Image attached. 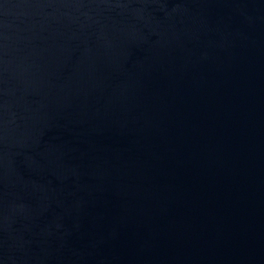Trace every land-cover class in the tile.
I'll return each instance as SVG.
<instances>
[{
    "label": "water",
    "instance_id": "95a60500",
    "mask_svg": "<svg viewBox=\"0 0 264 264\" xmlns=\"http://www.w3.org/2000/svg\"><path fill=\"white\" fill-rule=\"evenodd\" d=\"M0 264H264V0H0Z\"/></svg>",
    "mask_w": 264,
    "mask_h": 264
}]
</instances>
